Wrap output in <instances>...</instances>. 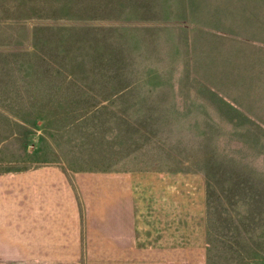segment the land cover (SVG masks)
I'll use <instances>...</instances> for the list:
<instances>
[{"label": "rangeland", "instance_id": "rangeland-1", "mask_svg": "<svg viewBox=\"0 0 264 264\" xmlns=\"http://www.w3.org/2000/svg\"><path fill=\"white\" fill-rule=\"evenodd\" d=\"M210 3L0 0V173L130 172L146 222L201 201L206 264H264V8L221 40Z\"/></svg>", "mask_w": 264, "mask_h": 264}, {"label": "crops", "instance_id": "crops-1", "mask_svg": "<svg viewBox=\"0 0 264 264\" xmlns=\"http://www.w3.org/2000/svg\"><path fill=\"white\" fill-rule=\"evenodd\" d=\"M210 2L236 9L235 23L227 11L209 21L208 32L221 40L243 33L242 11L264 8V0ZM133 185L127 171H80L69 179L52 161L30 160L0 173V264H206L201 201L187 213L164 206L160 222H146L151 207H140Z\"/></svg>", "mask_w": 264, "mask_h": 264}]
</instances>
